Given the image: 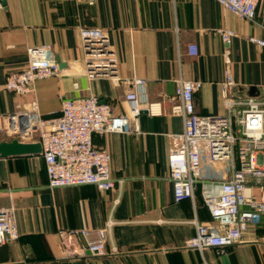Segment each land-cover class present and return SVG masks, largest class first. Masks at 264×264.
<instances>
[{
    "label": "crops",
    "instance_id": "crops-1",
    "mask_svg": "<svg viewBox=\"0 0 264 264\" xmlns=\"http://www.w3.org/2000/svg\"><path fill=\"white\" fill-rule=\"evenodd\" d=\"M0 9V115L28 110L37 97L40 113H59L66 98L94 95L115 114L128 110L126 79L147 80L146 95L161 113L139 116V132L97 133L96 147L111 156L114 189L93 184L51 189L40 153L0 155V207L12 206L19 238L0 248V264H264V215L251 223L243 239L221 252L187 246L194 221L208 223L209 209L199 190L195 200L176 202L168 178L169 135L183 130L172 114L171 99L180 78L200 80L194 93L201 115L225 114V71L235 80V96H258L264 86V1L253 20L231 13L216 0H4ZM106 34L117 58L112 75L89 79L80 28ZM232 30L227 45L220 30ZM53 45L60 67L54 78L35 83L34 95L5 87L6 76L24 68L27 48ZM197 47L190 55L188 46ZM75 83L78 84L75 87ZM18 138L37 143V134L21 136L0 118V141ZM223 165L205 167L204 174ZM109 224L108 253L66 258L60 228L98 229ZM115 248V251H112ZM226 256L224 262L222 257Z\"/></svg>",
    "mask_w": 264,
    "mask_h": 264
},
{
    "label": "built area",
    "instance_id": "built-area-1",
    "mask_svg": "<svg viewBox=\"0 0 264 264\" xmlns=\"http://www.w3.org/2000/svg\"><path fill=\"white\" fill-rule=\"evenodd\" d=\"M84 1L91 5L96 2ZM216 1L231 13L253 20L258 3L264 0ZM4 6V0H0V9ZM220 32L229 45L233 31ZM80 36L85 75L94 79L115 73L117 58L103 30L85 26L80 28ZM251 41L264 47V38L252 37ZM188 53L196 55L197 47L190 44ZM59 74L52 44L29 46L26 65L7 74L5 87L20 95H34L37 81ZM126 84L128 110L121 114L90 95L66 98L59 113L43 116L33 96L28 110L0 118L6 117L9 127L23 137L37 134L49 188L93 184L99 190L114 189L122 180L112 176L111 156L106 149L95 146L94 134L139 132L140 115L161 113L158 104L147 99L145 78L133 75ZM202 85L200 80L176 81L170 111L182 117L183 130L169 135L168 178L176 202L194 201L199 190L211 215L208 223L194 221L195 234L187 240V246L201 252L210 247L223 252L240 242L250 224L264 215V86L258 96H235L231 92L234 76L226 69L222 83L226 113L201 115L195 110L194 93ZM218 164L223 165L222 171L202 172ZM58 235L66 258H78L87 252L93 256L108 253L109 224L98 229L60 228ZM18 238L14 207H0V248Z\"/></svg>",
    "mask_w": 264,
    "mask_h": 264
},
{
    "label": "water",
    "instance_id": "water-1",
    "mask_svg": "<svg viewBox=\"0 0 264 264\" xmlns=\"http://www.w3.org/2000/svg\"><path fill=\"white\" fill-rule=\"evenodd\" d=\"M41 152V144L39 142H23L18 138H12L11 140L0 141V155H21V154H35ZM222 260L227 261V257L223 256Z\"/></svg>",
    "mask_w": 264,
    "mask_h": 264
}]
</instances>
